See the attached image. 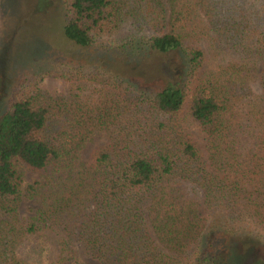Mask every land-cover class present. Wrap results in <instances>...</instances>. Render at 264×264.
<instances>
[{
    "label": "trees",
    "instance_id": "16d2710c",
    "mask_svg": "<svg viewBox=\"0 0 264 264\" xmlns=\"http://www.w3.org/2000/svg\"><path fill=\"white\" fill-rule=\"evenodd\" d=\"M62 1L76 46L128 17L185 73L164 67L151 93L109 75L92 96L8 104L0 264H29L16 251L41 233L53 264H264V0H129L126 13L124 0ZM15 163L52 175L23 188ZM24 198L40 204L27 219Z\"/></svg>",
    "mask_w": 264,
    "mask_h": 264
},
{
    "label": "rangeland",
    "instance_id": "374dc122",
    "mask_svg": "<svg viewBox=\"0 0 264 264\" xmlns=\"http://www.w3.org/2000/svg\"><path fill=\"white\" fill-rule=\"evenodd\" d=\"M0 0V115L8 104L23 95L68 98L77 94L94 95L100 81L109 75L132 85L136 90L151 93L163 88L166 77L161 73L168 66L177 78L184 76L181 55L158 54L143 45L153 29L139 27L130 18H123L118 28H108L92 46L81 48L63 35L66 23L62 0ZM123 12L130 7L129 0ZM207 68H214L209 62ZM97 79V80H94ZM101 141L91 140L79 152L85 161L89 152ZM23 188L35 182H45L52 169L33 171L15 163ZM40 206L36 200L24 198L19 217H32ZM246 243V241H243ZM17 257L29 264H53L56 247L50 237L37 234L17 249ZM264 258V252H259ZM242 259V264L244 263Z\"/></svg>",
    "mask_w": 264,
    "mask_h": 264
}]
</instances>
